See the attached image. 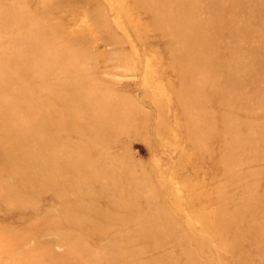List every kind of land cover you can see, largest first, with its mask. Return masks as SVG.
I'll use <instances>...</instances> for the list:
<instances>
[{"label":"rangeland","instance_id":"rangeland-1","mask_svg":"<svg viewBox=\"0 0 264 264\" xmlns=\"http://www.w3.org/2000/svg\"><path fill=\"white\" fill-rule=\"evenodd\" d=\"M0 264H264V0H0Z\"/></svg>","mask_w":264,"mask_h":264}]
</instances>
